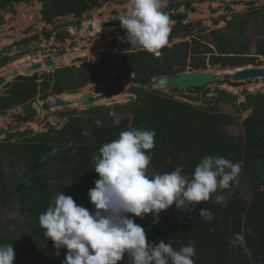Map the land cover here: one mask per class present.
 Instances as JSON below:
<instances>
[{
	"label": "trees",
	"instance_id": "trees-1",
	"mask_svg": "<svg viewBox=\"0 0 264 264\" xmlns=\"http://www.w3.org/2000/svg\"><path fill=\"white\" fill-rule=\"evenodd\" d=\"M32 1L42 3V20L51 25H54L57 18L82 16L95 8H101L105 3L126 2V0H0V9H5L12 2L19 4ZM2 22L3 18L0 16V25ZM213 35L218 39V49L223 50L226 37ZM46 37L51 38V33H46ZM194 51L197 49L195 48ZM187 57L181 47L176 49L173 55L166 57L165 65L181 64L183 71L187 67ZM155 59L154 54L149 52L127 54L120 58V72L126 76L130 72H136L137 76H141L143 71H150V66L156 67ZM255 60L253 57L252 59L217 57L212 64L240 67L254 65ZM194 66L201 68L196 62ZM112 68L113 64L83 65L80 68H60L55 73L42 75L43 77L38 74L32 78L21 77L22 81L10 90L13 96L0 98V114L12 106L36 98L39 87L37 80L40 78L43 79L42 90L45 92L44 98L47 99L51 95H60L108 80ZM146 94L144 100L139 98L123 108V110L130 109L133 115L132 125H114L105 119L90 118L91 115L102 112L104 108L95 107L86 111L81 119L70 116L68 123L60 130L51 127L47 132L39 133L24 143L10 141L8 144H0V147L12 148L11 152L30 161L27 171L31 175L29 180L20 187L15 182L11 190L16 197L19 196V208L26 222L13 233L0 234V245L13 244L15 252L13 264H43V262L64 264L67 249L62 248L59 250V255L56 254L57 250L53 247V242L43 235L44 230L38 222L39 215L60 192L73 197L78 205L93 210L94 206L89 201L88 191L95 187L94 182L99 178L93 169V156L98 154L104 143L117 139L121 131L141 127L155 130L156 133L150 162L155 174L170 172L181 164L184 165V172L191 174L201 157L222 156L234 163L243 162L242 176L239 174L238 181L250 176V187L254 194L250 201L245 199L241 191L236 188L233 195L231 194L232 196L230 195L225 202L214 203L216 195L225 197L228 193V190H218L217 193L212 194V199L196 205L191 212L179 210L173 204L167 211L159 214V221L156 223L153 222L151 215L143 219L134 218L135 223L145 229L148 242L158 244L163 240L165 243L170 242L175 250H179L190 240L194 241L195 264H231V262L252 264L246 257L235 258L233 252L242 247L233 248L231 240L237 233H243L245 240L252 243L264 238V224H262L264 222V94L246 96V102L241 107L244 111L251 110V114L243 121L245 133L240 137L227 132L226 129L233 125V120L229 115L218 110L219 102L222 100H235V97L227 93L221 92L216 105L207 110L154 92H146L144 95ZM62 114L66 115V113ZM29 118L30 115L24 119ZM96 120H100L102 126L96 127L94 124ZM84 130L89 131L91 135L84 136L82 134ZM69 140L74 141L73 147L76 149L74 153L72 148L66 147ZM53 148L59 149L57 155L50 156L46 163H41L42 157L51 153ZM2 155L1 151L0 163L4 159ZM231 186H235V182ZM9 194L5 180L0 177V204ZM203 207L212 212L214 219L211 222L199 218V211ZM249 229L252 230L253 235H248ZM120 264H130V258L125 255ZM255 264L260 263L255 262Z\"/></svg>",
	"mask_w": 264,
	"mask_h": 264
},
{
	"label": "clouds",
	"instance_id": "clouds-1",
	"mask_svg": "<svg viewBox=\"0 0 264 264\" xmlns=\"http://www.w3.org/2000/svg\"><path fill=\"white\" fill-rule=\"evenodd\" d=\"M166 7L167 0H126V12L123 16L119 15L121 27L117 29L125 31L130 47L158 54V50L167 44L171 31L170 18L164 11ZM80 18L82 19L83 15L76 19ZM90 25L94 26V23H89ZM46 33H51L52 36V32ZM59 56L62 55L53 53L39 63ZM80 59L82 57L75 59L73 63ZM103 63L101 59L99 63L89 65L103 66ZM60 66L62 65L54 68L43 66L42 70L51 74L52 70L55 72ZM80 67L82 66L78 68ZM167 83L165 77H160L157 86L163 88ZM89 85L65 93L73 94L87 90L86 94L94 93L95 103L97 93L91 90ZM65 93L50 97L55 99L54 102H58L64 99L62 96ZM56 96H59V100H56ZM79 104L86 106V103ZM64 108H70V105ZM94 124L96 127L102 126L100 120L94 121ZM46 125L44 129L48 130L53 126L50 122ZM31 132L36 131L25 133L27 135ZM25 133L18 135L23 137ZM82 134L91 135L87 130ZM155 136V130L144 127L130 128L121 131L117 139L100 147L98 154L92 158L93 169L99 178L94 182L95 187L88 191L93 210L78 205L73 197L60 192L39 215L38 222L44 230L43 235L53 242L56 254L59 255L62 248L67 249L64 264H120L125 255L130 258V264H195L194 241L190 240L179 250H175L170 242L165 243L163 240L158 244L149 243L145 229L135 223L134 218L143 219L151 215L156 223L159 221V214L167 211L173 204L179 210L193 211L196 205L212 199L213 193L229 189L233 182L238 183L243 162L234 163L222 156L207 155L199 159L191 174L185 173L184 165L181 164L170 172L149 175L148 167L152 160L151 150L155 147ZM73 144L74 141L69 140L66 147L72 148L74 153L76 149ZM58 152L59 149L53 148L51 153L42 157L41 163H46L50 156L54 157ZM224 199L223 195H216L214 203H221ZM199 218L211 222L214 216L209 209L203 207L199 211ZM248 235H253L251 229L248 230ZM245 244L243 233L235 234L231 240L233 248ZM14 259L13 244L0 245V264H13Z\"/></svg>",
	"mask_w": 264,
	"mask_h": 264
},
{
	"label": "rangeland",
	"instance_id": "rangeland-1",
	"mask_svg": "<svg viewBox=\"0 0 264 264\" xmlns=\"http://www.w3.org/2000/svg\"><path fill=\"white\" fill-rule=\"evenodd\" d=\"M229 1L232 0H217L216 2H213V0H193V3L197 2V5H195V7L191 5L189 6V9H191V12H196V14H191L194 17H191L190 20L185 23L193 21L194 25L199 23L200 21L205 20L207 21V23L205 22L204 24L206 26L203 28V30L199 29L196 31L193 29V31L191 32L179 33L177 35H174L175 39H183L184 37L191 38L190 41L184 42L183 44H179L182 45L183 50L186 48H188L189 50V59L187 61V67L185 71L198 70V67L194 66V62H196L199 63V66H201V68L199 69L206 68L209 71H219L220 75H218V82L210 84L202 88L201 90H176L174 87L160 88L154 86L153 88H150V92H155L167 97H176V99L180 101L189 102L191 103V105H194L204 110H207L216 105V102L221 92L227 93V95L235 97V100H222L221 102H219L218 110L221 113L229 115L230 118L233 120V126H228L226 129L227 132L233 136L240 137L243 136L245 133L243 121L246 120L247 117L251 114V110L244 111L241 105L246 102V96L249 94H264V78L248 80L246 82H236L239 85L234 86L231 84L233 82L230 80L229 76L237 68L245 66L223 67V65H221L220 63L213 65L212 61L214 60V58L217 57H245L249 59H252L253 57L254 59H256L254 62L256 64H250L247 66L253 65L264 67V12L256 14V12L259 11V8L262 9L264 7V0H238V2H236L237 5H234L235 7L231 8L229 11H226L225 9H220V12L218 13H210L209 6L219 8L222 7L225 2ZM253 1L256 2V4L254 5L255 7L250 8L246 6L247 3ZM125 3H105L100 9L96 8L92 11L87 12L82 19L80 18L78 20L72 15L66 16L60 22L55 21L54 25H46L43 22V5L40 1H32L28 3L14 5L12 7H7V10L0 14V16H2L3 18V22L1 23L2 25H0V50H2L8 44L10 45L15 39L22 40L26 36L30 38L37 35L38 38L33 41H38V39L41 37V39H46V41H49L52 45L56 43L58 45H61V42L64 41L65 38L67 40H73V38L79 39L82 36L80 33L82 32L84 34L86 32V24L94 22V24L97 25L98 23L96 22H99L100 24L106 18H113L112 13L114 11H118V14L120 16H123L126 12L124 10L126 9ZM202 10H204V14H201ZM222 14L227 15H225L223 18H220ZM240 14H250V16L245 19H236L235 16H238ZM215 20L220 21V23L217 25L218 21L216 22ZM110 29V32L114 33L113 27L109 28L108 30H105L109 31ZM100 31L103 32L104 30ZM46 32H52V37L50 40L46 38ZM122 33H124L123 29ZM213 34H219L220 36L226 37V42L225 46L223 47V50L220 51L218 49V39ZM61 37H64V40H61ZM33 41H30L26 45V47L35 45ZM86 41L87 40L85 38L83 41L80 40L78 42H82V44H84V42ZM10 47H8L7 49L9 50ZM195 48L197 49V51H194ZM114 50L115 49H111L110 51L113 52ZM160 50L161 52H159L158 50L157 56L155 54L156 59L162 58L163 48ZM71 51L74 53L75 50L68 49L66 52L70 54ZM173 54L174 50L173 52L169 51L167 53V56H171ZM1 55L2 54H0V57ZM76 55H79V53L77 52ZM89 55H82L83 59H80L77 62L72 63L71 65H62L60 66V68L74 66L78 68L79 66H83L86 64L89 65ZM110 57L113 60L115 59V55H110ZM116 57V61L114 60L115 62L113 63L117 67L120 63V58L122 57V54L118 53ZM95 58H98L97 54L94 55L93 59ZM70 62L71 61H69V63ZM4 66V68H7L9 65L5 64ZM178 66L182 68L181 64H179ZM14 69L15 66H11L10 70L5 69V73L3 74L7 76L8 72ZM51 73H55L54 70H52ZM39 74L43 75V72ZM45 74L48 73L45 72ZM115 76L116 75L114 74V77ZM123 82L124 81H121V79L119 80V78H116L113 80V82H102L93 87L92 90L97 93V97L95 98V105H97L96 107H104V111H106L105 107H107L106 109L109 108V113L105 112L107 115L102 116L101 119H105L106 121L108 120L110 122H115V120H117L118 118V111L116 110L120 107L119 109L122 112L121 114H124L125 116L122 117V124L133 121V115H125L127 113L123 112V108L128 105V103H130L128 101V98L124 99L115 97L114 95L112 96V93L115 92H120L119 95H128L127 92L133 86H130L127 83L124 84ZM108 83H110L109 87L112 90L110 93L105 91L106 88H109L107 85ZM0 91L5 92L6 88H3ZM40 95L44 96L45 94L41 93ZM146 97L147 94L140 97V100H144ZM109 101H115V103L117 104L110 105L108 103ZM35 102V105L38 107V102ZM42 103H46L45 109L51 108V101L49 98L46 101H43ZM129 106L131 105L129 104ZM73 107H75L76 109L71 110ZM73 107H63L64 109L60 108L63 109L66 113H68L65 116L61 114V112H57V114H48L43 117V112L38 113L37 110H33L31 113L32 119L29 120V123H25L22 121L21 113L18 111L10 114L9 119V114H5L0 117V128L7 127L8 122H10L11 127H19L21 133L36 131L37 134H39L43 132L44 127L47 126L45 125V118L57 123V125H55L56 127L62 128L64 124L69 120L70 116H72L73 118L81 119L85 115V112L90 110V108L86 107L85 105ZM128 110L130 111V109ZM109 115H113L114 117L111 118ZM18 117L20 119H18ZM18 134L20 133L8 135V140L11 141L15 140L17 137H20ZM22 141H24V139L20 142L22 143ZM12 150V148L0 147V152L2 151L3 153L2 158L4 157L3 161L0 163V173H2V178L7 183L6 188L10 192V194L8 195V200L10 199L8 202V206L4 207V202L1 203L2 205L0 204V234L13 233L26 222L25 216L19 208V196L16 197L14 193H11V190H13L14 183L16 181H18L17 184L20 187L21 184H24L29 180L28 178L31 175L27 171L30 166V161L26 157H24L23 159L21 156H17L13 152H11ZM148 173L150 175L155 174L151 165H149L148 167ZM240 176H242L241 173ZM250 179V176H246L245 178H241L238 183H235V186H230V188L227 189L228 193L225 196L223 202H225L229 198V196L235 191L236 188L241 191L242 196L245 199L249 200L252 194L250 191ZM45 263L43 262V264Z\"/></svg>",
	"mask_w": 264,
	"mask_h": 264
},
{
	"label": "flooded vegetation",
	"instance_id": "flooded-vegetation-1",
	"mask_svg": "<svg viewBox=\"0 0 264 264\" xmlns=\"http://www.w3.org/2000/svg\"><path fill=\"white\" fill-rule=\"evenodd\" d=\"M216 1L217 0H213V2H216ZM236 2H238V0H232V1H229V2H225V3H228L227 7H225L224 5L222 7H219V8L218 7L209 6V9L210 10L211 9H218L219 12H220V9H225L226 11L227 10L229 11L231 8L235 7L234 5H237ZM19 4H22V3H19ZM19 4L15 3V2L10 3L8 6H6L5 9L4 8L0 9V14H2V12L6 11L7 7H12L14 5H19ZM191 5L193 7H195V5H197V2L193 3V0H167V7L165 9H170L169 11L166 12L168 16H178L180 14L186 13V14H188L189 18L187 20H183V21H171V31H170L169 36H168V42L163 47L162 58L161 59H155V61H154V65H156L155 68L150 66V71H143L141 73V76H137L136 72H130L127 76L126 75H122L121 72H120L118 76L113 77V75L111 73L110 80L113 81L114 79L119 78V80L121 79V81H124L123 82L124 84L127 83L128 85L133 86L131 89H129V91L134 89V88H136V87H138L139 85H141V86L145 87L146 92H150V88H153L154 86H157V81L156 80H152V77H154V76H163V75L173 76L175 74L184 72L185 70L182 71L181 67L178 66L179 64H175L173 66H171V65L166 66L165 63H166L167 53L169 51L173 52V50L175 51L176 49H179V48L182 47V45H179V44H183L184 42H187V41L191 40L190 37H184L183 39H175L174 35H177L179 33L191 32V31H193V29L196 30V31L199 30V29L203 30V28L206 26V25H204L205 22L207 23V21H205V20L204 21H200L199 23L194 24V25H193V23H194L193 21H191L189 23H185L188 20H190L191 17L192 18L194 17L191 14H196V12H191L190 11L191 9H189V6H191ZM176 7H179V9H176ZM248 7H250V6H248ZM252 7H255V6H252ZM262 9L259 8V11H257L256 14H260V13L264 12V7ZM124 10L126 11V9H124ZM113 13H119V12L118 11H114ZM113 13H112V15H113ZM204 13H205L204 10H202L201 14H204ZM225 15H227V14H222L220 16V18H223ZM240 15H244V14H240ZM247 15L250 16V14H247ZM117 16H119V14ZM248 16L246 18H248ZM235 17H237V16H235ZM112 19H114V16H113V18H106L100 24L98 22H96V23L99 24V28L96 29V26L94 24L93 30L92 31H87L84 34L81 32L80 34L82 36L79 39L73 38V40L72 39L67 40L65 38V40H64V37H61V40H64V41L61 42V45H58L57 43L52 45L49 41H46V39H44V38L41 39V37L38 39V41H33V40L37 39V35H36V36L30 37V38L28 36H26L22 40H16L15 39L10 45L8 44L7 46H5L2 50H0L1 51L0 54H2L1 57H0V78H5L6 79V83L0 87V90H2L3 88H6V91L5 92H1L0 91V94H5V95H9V96L2 97L0 95V98H10V97H12L13 93L10 92V90H12V88L15 87V85L17 83L22 81L21 77L32 78L36 74L41 76V74H39V73H42V72H43V75L45 74V70H42V69H40L38 73L29 74L27 76L19 75V76H17L14 79L10 77L12 71H14V70L9 71L7 76L5 74H3V73H5V69H9L10 70L11 66H15V69H18V68L23 67V65H25L29 61L30 62L32 61V63H39L40 61H37V60L33 61L38 56L42 57L43 59H46L49 55H51L53 53H58L60 55H64L66 53V51L70 47H71L70 50H75L76 51V50H78L76 48V46H78V48L80 50H83V51L84 50H88V52H92V53L95 52L94 55H96V54L98 55V58L97 59L95 58L94 61L89 60V61L92 62V64L99 63L101 61V59H102L104 61V63H103L104 65L113 64V66H116V65H114L113 62L116 61V58H117L116 56H117L118 53L122 54V57H124L127 54H132V53H136L137 54L138 52H146V51H142V50H138V49H134V48L130 47L128 45V43H126V41H125V36H126L125 31H124V33H122V30H118L116 27H113L114 28V33H111L110 32L111 30L105 31V29H109L111 27H103L102 26L103 23L111 21ZM215 21L217 22L218 20H215ZM219 23H220V21H218L217 25ZM100 28L103 29L104 31L103 32L99 31ZM41 36H43V35H41ZM85 38H86L87 41L84 42V44H82V42H78L80 40L83 41ZM28 39H29V41L27 42ZM47 39L50 40L51 38H47ZM30 41H33V43L35 45H32L30 47L29 46L26 47V45ZM170 41H171L172 44L170 43ZM69 45H70V47H68ZM97 45H101V46H103V48L97 50V49H95V47ZM8 47H10L9 50L7 49ZM111 49H115V50L113 52H111L110 51ZM131 49H134V50H131ZM159 52H161L160 49H159ZM183 53L187 54V56H188L187 57V61H188V59H189V50H188V48L184 49ZM153 54L155 56L156 53H153ZM110 55H115V59H114L115 61L113 59H111ZM106 56H109V57H106ZM100 57H102V58H100ZM5 64H7L9 66L7 68H4ZM28 64H30V63H28ZM28 64H26V65H28ZM119 64H118V66H119ZM120 75H122V76L120 77ZM10 80H12V81H10ZM136 80H142V83L141 84H135L134 81H136ZM107 81H109V80H107ZM149 81H153V85L150 86V87L147 84ZM37 82L39 84V87H38V93H37L36 98H34L33 100L28 101V102H26L24 104H21V105H18V106H12V107L8 108L7 110H4L2 112V114H0V117H2L5 114H9L8 115V119H9L10 114H12L13 112L15 113V112L18 111V112L21 113L22 121L25 122V123H29V120L32 119L31 118V116H32L31 113H32L33 110L36 111L38 109V107L45 108L46 103H42L43 101H46L45 98H44L45 95L44 96L40 95L41 93L45 94V92L42 90L43 79L40 78L39 80H37ZM95 85L96 84H91L89 86L91 88H93ZM107 85L109 87L110 83H108ZM175 89L178 90L177 88H175ZM106 90L107 91L110 90L109 92L112 91L110 89V87L108 89L106 88ZM129 91L127 93H129ZM117 93H118L117 95L120 94V92H117ZM35 101L38 102V104H39L38 107L35 105L36 104ZM19 110H21V111H19ZM29 111H31V112L28 113ZM62 113H64V112H61V114ZM29 115H30L29 119H24L25 117H27ZM18 119H20V118L18 117ZM14 128H16L17 131L15 133L11 134V135H14V134H17V133H21L20 128L19 127H11V123L10 122H8V126L7 127L0 128V131H3L5 129H14ZM21 137H17V140L20 139ZM0 140H1L0 144H8L10 142L8 140L7 136L4 139H1V137H0Z\"/></svg>",
	"mask_w": 264,
	"mask_h": 264
},
{
	"label": "water",
	"instance_id": "water-1",
	"mask_svg": "<svg viewBox=\"0 0 264 264\" xmlns=\"http://www.w3.org/2000/svg\"><path fill=\"white\" fill-rule=\"evenodd\" d=\"M256 4L255 1L253 2H249L246 4V6H254ZM224 6L227 7L228 3H224ZM176 9H179V7H176ZM170 9H164L165 12L169 11ZM219 10L218 9H211L210 13L211 14H215L218 13ZM86 13L83 14V16ZM118 13H113L114 19H112L111 21L105 22L103 23V27H121L120 26V16H117ZM248 15L244 14V15H239L236 17V19H245ZM74 17H79V16H74ZM170 21H183V20H187L189 18L188 14L184 13V14H180L178 16H169ZM62 18H58L56 21H62ZM90 30H93V25L89 26ZM128 43V42H127ZM128 45L130 46V44L128 43ZM43 66H45L46 68H54L57 66V61L56 58H50L47 61H45L44 63H32L31 65L25 67L24 69H22L21 73H13L10 75L11 78H16L19 75H29V74H34L36 72H38L40 69H43ZM160 77H165L168 81L167 85L165 87H175L177 89L180 90H185V89H195V88H203L206 87L210 84H214L219 80V76L214 75L210 72H208V69L204 68V69H198V70H190V71H184L178 74H175L173 76H167V75H163V76H154L152 77V80H156L158 83V80ZM230 80L234 83L236 82H244V81H248V80H253V79H259V78H264V67H260V66H245L243 67L242 70L235 72L234 74L229 76ZM6 83V79L5 78H0V87L2 85H4ZM135 84H141L142 80H136L134 81ZM148 86H152L153 85V81H149ZM146 92L145 87L139 85L138 87L132 89L129 91V95L130 97L128 98V101H133L135 99H138L140 97H142ZM118 93L115 92L114 95H117ZM2 97H7L9 95H5V94H0ZM73 95H79L80 99H79V103H86V106L89 107L90 109L96 107L97 105H95L94 103V93H88L86 94L85 91H76L75 93H73ZM109 104H115V101H109ZM72 102L65 100V99H60L58 102H53L52 103V107L53 108H63V107H67L69 105H71ZM45 131L48 130V128L44 129ZM16 131V129H5L3 131H0V137L10 134L12 132ZM36 135V132H31L28 133L27 135L23 136L21 139H29L31 137H34Z\"/></svg>",
	"mask_w": 264,
	"mask_h": 264
},
{
	"label": "crops",
	"instance_id": "crops-1",
	"mask_svg": "<svg viewBox=\"0 0 264 264\" xmlns=\"http://www.w3.org/2000/svg\"><path fill=\"white\" fill-rule=\"evenodd\" d=\"M90 58H93V57H89V59ZM67 65H70V63L68 62V63H66ZM50 99V101H51V103H50V106H52V103L54 102V98H49ZM137 99H135V100H133L134 102L136 101ZM74 105L73 104H71L70 105V108H72ZM101 107V106H100ZM124 107V106H123ZM75 107H73L71 110H73ZM107 107H105V110H107V111H104V108L102 109L103 111L102 112H100V113H97L96 115H91L90 116V118L91 117H95V118H102V116H104V114H106L105 112H108L109 113V108L108 109H106ZM120 108V107H119ZM119 108H117V110L116 111H118V118H117V120H115V122H110V121H108L107 120V122L108 123H113L114 125H132V123H133V121L131 122H128V123H124V124H122V117H125L124 116V114H121L122 112L120 111V109ZM57 110H60V111H58V112H63L64 110L63 109H58V108H53V107H51V108H49V109H45V108H40V107H38V109H37V111H38V113H41V112H43L44 113V116L43 117H45L46 115H48V114H57ZM55 111V112H54ZM89 111V110H88ZM123 112L124 113H127V114H125V115H131L132 116V114H131V112L128 110V109H124L123 110ZM64 113H66L65 111H64ZM66 114H68V113H66ZM123 115V116H122ZM111 118H113L114 116L113 115H109ZM69 119H70V117H69ZM48 120V121H47ZM45 123L46 124H48L49 122L50 123H52L53 124V126H52V128H54V129H56V130H60V129H62V128H58V127H56L55 125H57V123H55L54 121H51V120H49V119H46L45 118ZM69 121V120H68ZM68 121L64 124V126L68 123ZM63 126V127H64ZM231 126H233V125H231ZM45 132H47V131H44L43 133H45ZM42 133V132H41ZM37 135V134H36ZM1 138H6L5 136H2ZM21 140H23V139H18L17 140V138L15 139V140H12V142L13 143H21L20 141ZM23 143L24 142H26V140L24 139V141H22ZM16 169V168H15ZM0 177H2V173H0ZM263 180H264V176H263ZM16 183H18V181H16ZM7 184V183H6ZM250 186H251V184H250ZM250 191H251V187H250ZM251 196H250V198H249V200L251 201L252 199H253V197H254V194H253V192L251 191ZM10 200V199H9ZM9 200H8V197H5L4 198V200H3V202H4V207H7L8 206V202H9ZM12 200V199H11ZM263 221H264V218H263ZM262 224H264V222H262ZM241 251V252H240ZM233 255L235 256V258H239V257H241L242 259L244 258V257H246V259H248V260H250L251 262H252V264H255V262H259L260 264H264V238L261 240V238H259L257 241L255 240V242H248V241H246V244L244 245V246H242V249H237V250H235V252H233ZM255 258V259H254ZM231 264H232V262H231Z\"/></svg>",
	"mask_w": 264,
	"mask_h": 264
},
{
	"label": "bare ground",
	"instance_id": "bare-ground-1",
	"mask_svg": "<svg viewBox=\"0 0 264 264\" xmlns=\"http://www.w3.org/2000/svg\"><path fill=\"white\" fill-rule=\"evenodd\" d=\"M99 23V22H98ZM96 26V29L97 28H99V24L98 25H95ZM100 30H103V29H101L100 28ZM99 30V31H100ZM106 30H108V29H106ZM105 30V31H106ZM111 30V29H110ZM96 31V30H95ZM103 48V46H101V45H97L96 47H95V49H102ZM78 50H76V51H74V53L71 51V53L70 54H68V53H65L64 55H62V56H59V57H56V61H57V65H63V66H66L67 64L66 63H68L69 61H71L70 62V65L73 63V61L75 60V59H77V58H79V57H82V59H83V56L82 55H89V53H90V57H94V53H92V52H88V50H80L79 48H77ZM77 52L79 53V55H76L77 54ZM71 58V59H70ZM43 58L42 57H40V56H38V57H36L35 58V60H33V61H43L42 60ZM91 60H95V59H93V58H90ZM88 62L89 63H92L91 61H89V59H88ZM28 63H32V61L30 62H28ZM28 63H26V64H28ZM25 64V65H26ZM25 65H23V67H21V68H18V69H14V71H12V73L11 74H13V73H21V71H22V69H24V67H25ZM243 69V67H241V68H237L236 70H234L232 73H231V75L232 74H234L235 72H237V71H240V70H242ZM208 72H210V73H212V74H214V75H220V72L219 71H213V70H211V71H209L208 70ZM226 86V85H225ZM231 89V88H230ZM85 93H86V91H85ZM115 97H118V98H129L130 97V95L128 94V95H124V94H122V95H114ZM65 100H68V101H71L72 102V104L74 105V106H79L80 104H79V95H73V94H63V96H62ZM97 97V96H96ZM118 103H120V102H118Z\"/></svg>",
	"mask_w": 264,
	"mask_h": 264
},
{
	"label": "built area",
	"instance_id": "built-area-1",
	"mask_svg": "<svg viewBox=\"0 0 264 264\" xmlns=\"http://www.w3.org/2000/svg\"><path fill=\"white\" fill-rule=\"evenodd\" d=\"M85 28H86L87 31H89V24H86V25H85ZM125 41H126V43H127L126 37H125ZM156 56H157V53H156ZM111 72H112L113 77H114V74H115L116 76H118L119 73H120L119 66H117V67H116V66L113 67L112 70H111ZM116 76H115V77H116ZM109 81L113 82L112 80H109ZM244 82H246V81H244ZM91 90H92V88H91ZM56 98H57L56 100H59V99H58L59 96H56ZM169 98H173V97H169ZM173 99L178 100V99H176V97L173 98ZM178 101H180V100H178ZM181 102H183V101H181ZM185 103L191 104V103H189V102H185Z\"/></svg>",
	"mask_w": 264,
	"mask_h": 264
}]
</instances>
